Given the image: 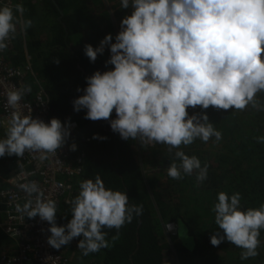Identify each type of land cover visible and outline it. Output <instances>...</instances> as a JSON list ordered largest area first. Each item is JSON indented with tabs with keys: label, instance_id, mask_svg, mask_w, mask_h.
Here are the masks:
<instances>
[{
	"label": "clouds",
	"instance_id": "obj_1",
	"mask_svg": "<svg viewBox=\"0 0 264 264\" xmlns=\"http://www.w3.org/2000/svg\"><path fill=\"white\" fill-rule=\"evenodd\" d=\"M121 7H131L132 12L122 19L115 42L109 33L98 47L89 43L84 48L95 62L110 46L106 64L114 66L86 77L84 94L74 99V110L86 109V119L109 120L122 139L138 140L143 147L164 144L171 151L197 138L203 142L222 138L206 112L190 115L189 107L243 111L251 105L264 110V103L257 99L264 92V0H121ZM15 11L20 17L10 6H0V50L14 38L18 24L25 30L32 25L31 19H23L22 4ZM26 91L30 86L10 90L8 105L16 108ZM113 110L115 119L111 118ZM70 124L56 117L45 122L13 111L6 138L0 139V157L54 154L66 143L69 146ZM93 138L107 139L98 134ZM257 142L264 143V136L257 137ZM76 148L73 143L70 150ZM175 158L167 169L169 177L182 179V172H195L198 182L207 178L208 166L202 167L197 156L177 150ZM21 188L28 196L34 195V202L29 199L22 209L17 207L29 218L39 215L50 224L49 245L59 249L82 235L78 248L84 255L109 247L103 229L118 231L131 223L133 214L143 211L142 205H129L126 192L106 188L97 175L80 183L71 201L72 218L59 226L56 202L45 199L39 185L33 181ZM217 201L215 223L223 235L214 233L211 244L219 246L227 239L242 249V260L257 256L264 204L245 210L240 207L239 192L229 196L225 191L218 193Z\"/></svg>",
	"mask_w": 264,
	"mask_h": 264
},
{
	"label": "trees",
	"instance_id": "obj_2",
	"mask_svg": "<svg viewBox=\"0 0 264 264\" xmlns=\"http://www.w3.org/2000/svg\"><path fill=\"white\" fill-rule=\"evenodd\" d=\"M18 2L24 7L23 19H31L32 25L26 30L17 25L8 59L15 66H31V73L25 78L30 86L29 99L42 86L50 100L51 119L59 118L66 125L69 121L78 124L77 131L69 136L70 148L73 143L77 145L76 150H71V162L80 166L77 160H83L81 175L73 179V198L78 195L83 180H94L100 175L106 188L127 193L129 205L143 206L142 214H133L131 223H125L118 231L103 229L109 247L84 255L78 248L83 236L76 237V243L71 244L76 261L84 264H264V229L259 237V254L246 260L241 259L242 249L227 239L219 246L210 242L214 233L223 235L213 211L219 192L225 191L229 196L239 192L240 207L245 210L264 204V143L257 142V137L264 136V110L258 111L251 105L243 111H236L234 107L228 110L189 107L190 115L206 112L222 138L216 141L212 137L208 142L197 138L192 144L171 151L164 144L148 145L147 149L152 148L159 155L148 157L147 149L138 140L122 139L111 129L109 120L86 119L87 110L77 112L73 105L74 99L84 94L86 77L97 70L114 67L106 64L111 55L110 46L92 62L85 55V45L98 47L109 33L115 42L121 21L131 14L132 8H122L121 0ZM14 13L20 17L15 10ZM56 59L59 64L54 62ZM257 99L264 103V92L258 93ZM111 118H116L115 110ZM94 134L107 139H94ZM177 150L197 156L202 167L208 166L203 182L196 180L195 172L192 175L182 172V179L168 176L165 167L176 159ZM14 159L9 155L0 157V190L8 186L7 179L15 174ZM176 162L179 164V160ZM152 166L160 168L162 173L158 178L147 179L146 172ZM2 209L0 255L13 254L14 244L2 226ZM71 218V204L65 205L59 209L56 223L63 226ZM173 222L178 227L184 225V233L193 239L192 243L188 238L186 246L177 243L182 234L180 228L176 236H167L164 226Z\"/></svg>",
	"mask_w": 264,
	"mask_h": 264
},
{
	"label": "built area",
	"instance_id": "obj_3",
	"mask_svg": "<svg viewBox=\"0 0 264 264\" xmlns=\"http://www.w3.org/2000/svg\"><path fill=\"white\" fill-rule=\"evenodd\" d=\"M18 3V0H0V6H10L13 11ZM6 43L7 48L0 50V139L6 138L13 111H18L21 115H32L33 118L45 122L51 120L50 100L42 86H39L32 99L28 98L30 91H26L16 108L8 105L7 93L27 85L25 78L31 73V66L13 65L8 59V48L14 43V38ZM27 59L29 61L31 57ZM77 129L78 124L72 122L70 134H74ZM42 155L45 158L41 159ZM12 156L15 158L17 169L15 174L7 179L8 186L0 190V208H3V229L13 242L15 252H3L0 255V264H84L76 261L74 248L71 252V244L76 243L77 239L73 238L69 244L59 249L50 246V224L41 220L39 215L29 218L26 212L20 210L29 199L34 202V195L28 196L21 185L34 181L44 192L45 199L56 202L57 220L59 209L71 204L74 194L73 179L82 173V158L77 160L80 166L73 165L67 143L54 154L25 152L23 157ZM164 230L168 237L176 236L178 225L174 222L168 223Z\"/></svg>",
	"mask_w": 264,
	"mask_h": 264
},
{
	"label": "rangeland",
	"instance_id": "obj_4",
	"mask_svg": "<svg viewBox=\"0 0 264 264\" xmlns=\"http://www.w3.org/2000/svg\"><path fill=\"white\" fill-rule=\"evenodd\" d=\"M139 144H140V142H139ZM153 145H157V146H160L161 144H153ZM161 147V146H160ZM144 148H148V146H146V147H144ZM155 153H156V155H155ZM145 155L146 156H148V157H159V155H158V151H154V149H147L146 151H145ZM156 166H158V165H156ZM167 169H168V167H165V171H167ZM146 170V169H145ZM162 172H160V168H157V167H155V166H152V167H150V169L146 172V178L147 179H150L151 178V176H155V177H152V178H158L159 176H160V174H161ZM151 174V175H150ZM181 231H182V234H181ZM180 236H179V238H177L176 240H177V243H183V245L184 246H186L184 243H189V240L191 241V243H192V241H193V239L188 235V233H184V225H180ZM168 236V235H167ZM189 240H188V239ZM190 245V244H189ZM172 247L174 248V246H173V244H172Z\"/></svg>",
	"mask_w": 264,
	"mask_h": 264
},
{
	"label": "water",
	"instance_id": "obj_5",
	"mask_svg": "<svg viewBox=\"0 0 264 264\" xmlns=\"http://www.w3.org/2000/svg\"><path fill=\"white\" fill-rule=\"evenodd\" d=\"M180 228V227H179Z\"/></svg>",
	"mask_w": 264,
	"mask_h": 264
}]
</instances>
